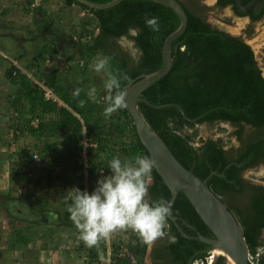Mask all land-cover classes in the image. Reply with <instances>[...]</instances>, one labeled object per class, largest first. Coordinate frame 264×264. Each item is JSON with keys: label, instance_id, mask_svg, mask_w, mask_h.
Returning a JSON list of instances; mask_svg holds the SVG:
<instances>
[{"label": "trees", "instance_id": "16d2710c", "mask_svg": "<svg viewBox=\"0 0 264 264\" xmlns=\"http://www.w3.org/2000/svg\"><path fill=\"white\" fill-rule=\"evenodd\" d=\"M62 1L64 8L77 5L87 12L84 19L73 24L71 34L67 36L70 43L77 46L79 59L82 58L80 64L75 62L76 67L72 66V72L80 71L86 77L88 57L101 53L106 57V65L101 68H107L110 83L106 91L78 88L73 93L64 83L67 76L63 72L53 65L44 66L51 73L40 78L53 88L64 104L58 105L46 100L38 85L16 66L3 70L9 84L17 85L9 103L10 109L16 112L11 118L12 125L36 139L33 149L21 147L14 153L6 154L16 155V158L8 173V190L0 193V205L6 209L7 215L15 216L9 220L15 236V248L26 246L42 229V235L48 241L54 237L52 234L56 230L47 223L55 211L51 209L53 207L47 196L52 193L51 188L57 186L58 212L54 214L60 213L63 224L76 230L78 226L74 224V218L82 212H89L99 223V240L80 242L88 249L92 263L106 250L104 221L109 227H115L119 217L122 219L121 234L117 240L110 241L114 253L111 264H144L152 217L157 223L158 233L151 250V264H188L194 254V260L204 259L207 252H197L208 250L210 245L182 236L166 217L164 209L171 198L170 190L154 167L149 165V153L138 137L129 112L121 103V93L128 83L161 67L163 42L179 26L178 15L152 0H122L108 9L90 8L76 0ZM90 1L107 3L111 0ZM179 1L188 20L184 33L172 43L173 65L142 96L154 105L176 104L184 115L176 106L153 108L140 102L139 108L184 167L201 179L213 171L224 173V176H212L208 186L240 223L249 254L255 256L258 253L256 264H264V251L261 250L264 246V185L243 177L245 170L264 163V76L250 44L239 36L212 26L197 6ZM250 1L243 0L242 3L247 5ZM34 3L35 0H26L24 11L41 12L43 15V19L33 20L35 29L26 28L30 35L43 36L41 43L36 41L38 48L34 43L36 56H33L28 68L34 67L33 74L38 75L40 64H44L47 57H56L60 50L54 38L45 36L55 30L52 28V16L45 12L43 5L33 6ZM232 3L233 0H218L219 6ZM259 4L262 5L258 12L250 13L252 21L259 20L264 14V0ZM7 12V8L0 9V32L3 35H6L5 30H11V23L8 26L4 19ZM40 26H43L42 34L38 31ZM57 31L62 33L59 29ZM121 38L133 42L136 55L118 45ZM65 59L74 60L72 55H67ZM81 82L85 84L86 80ZM101 97H104L103 102H99ZM34 120L36 125L32 124ZM219 122L237 127L233 135L240 144L238 148H226L222 138L196 140V125ZM245 126L252 131L245 133ZM190 128L194 129L193 133H188ZM56 135L61 137L59 143L47 141V137ZM84 137L87 142L95 144L85 149V164L81 156ZM35 151L42 157V164L33 186H39L44 191L32 193L23 188L24 197L19 198L12 194L13 188L19 185L17 180L24 181L23 167L31 161ZM100 171L108 175L120 172L122 187L145 203L147 214L128 216L127 205L115 197L105 199L106 203H110L108 208L104 207L107 208L105 216L100 211H91L88 204L97 207L94 200L99 193L94 186ZM148 178L152 180L150 184ZM89 195L94 198L91 203L87 201ZM22 210L33 217L24 216ZM170 214L186 234L213 237L182 192L177 193ZM36 223L37 226L34 225ZM49 242L53 244V241ZM123 245L135 256V263H130L128 257L117 256ZM221 262L222 257L219 256L211 264Z\"/></svg>", "mask_w": 264, "mask_h": 264}, {"label": "rangeland", "instance_id": "374dc122", "mask_svg": "<svg viewBox=\"0 0 264 264\" xmlns=\"http://www.w3.org/2000/svg\"><path fill=\"white\" fill-rule=\"evenodd\" d=\"M202 1L211 6L213 5L212 4L213 0H202ZM25 3H26V0H0V9L3 7L8 9L7 15H5L4 19H6L7 25L8 23L9 24L11 23V26H10L11 30L9 31V29H7L4 31V34L6 35H3V32H0V49L3 51H6V52H3L0 50V54H1L0 57L5 55V53H8L9 55L16 57L17 56L16 52H19V51H21L19 53L20 54L19 58L24 57L25 54L27 56H36L34 55V51H33L34 46H35L34 43L37 40H40L39 42L41 43L42 40L40 38H42L43 36H39L38 38L37 36H35V34L30 35V33L27 32L26 28L29 27L31 29H35L36 24L35 22H33V20L34 19H36L37 21L41 20V17L43 19V15L41 14V12L40 13L39 12L38 13H33V12L27 13L26 11H24V6L26 5ZM40 4L43 5L45 12L52 16V22H53L52 28L55 29L53 32L46 33V35L45 34L44 35L47 36L48 39L50 37L52 39L54 38L53 41L54 43H56L57 48L60 50V54L57 55L58 58L57 56L55 57L56 58L55 63L58 66V68L61 69L62 72H64L67 76L71 77V81H70L71 83L69 84V86L71 87L73 92L76 91L75 88L77 89L83 88L85 90L91 89L95 91H98V90L100 91L101 88H107L110 83V80H109L110 78H109L108 71H106L107 68L106 70L101 68V66L106 65L105 64L106 57L103 56L101 53H96L92 57H88L90 58L89 60L88 58H85L86 60H88V68H87L86 77H84L82 75L83 73H81L80 71H78V73L77 72L73 73L71 70L72 66L76 67L75 62H79L80 64V62L82 61L81 60L82 58L79 59V56L77 53L78 51L77 46L74 44H71L67 36L71 34V27L73 26V24L76 25L80 20L84 19L87 16V12L85 10L80 9L77 5H72L71 7L64 8L62 0H37V2L34 3L33 6H37ZM204 12L205 13L203 14V17L212 26L228 31L229 33H232L236 36H240L248 44L251 45L254 51L257 63L259 67L261 68L262 73L264 74V16L260 21L252 25L251 30H248V28L246 29L247 20L233 17L231 13L229 12L228 8H226L223 11H218L214 7H207L206 10H204ZM42 28L43 26L38 27V31L39 32L42 31L40 32L41 34L44 31ZM57 29L61 30L62 33H58ZM246 30L248 31V33ZM97 32L98 31L96 30L95 34H97ZM117 43L118 45H120L121 48H123L124 51H129L130 53L136 55V50L131 40L127 38H121L120 40H118ZM1 44L9 45L10 48H12V51L8 52L9 49L5 50V47H3V45ZM37 44L38 42H36V47L38 48ZM67 55H72L74 60L67 61L65 59ZM22 60L21 62L25 63ZM82 80H86V83L85 84L82 83L81 82ZM195 129L197 132L196 140H198V138H203V139L222 138L227 144L226 148L230 146L238 148L240 146L239 142L236 139V136L233 135V132L237 130V127L231 125L228 122H219L213 125L202 123V124L196 125ZM187 131L188 133H193L194 129L190 128ZM251 131L252 129L250 127L245 126V133H250ZM28 147H30V149L31 148L33 149L31 145ZM15 148H17V145H11L9 150L13 151ZM3 158H5V156L0 155V159H3ZM14 161L15 160H13L10 163L2 164V166L0 165V168H2L0 170V178H1L0 187L7 184L8 175L6 172L15 163ZM7 164H10V165L7 167ZM28 168L31 169V166H28ZM38 169L36 170L37 173L28 174L26 176H25L26 172L25 170H23V172L25 173L24 178H23L24 181L20 179L22 182L18 183L19 184L18 188L21 190L23 188L28 191L31 190L32 193H39L40 192L39 190L41 188L39 186H35V185L33 186L34 184L33 181H35V178L38 175ZM120 175H121L120 172H115V173H112L111 175H108L106 172L100 171L95 178V186H94L95 191L99 193L97 196L99 200L97 199L98 202H96V200L94 201L98 203L97 207L102 209L101 212L102 214L105 215L106 209L110 206V203H106L105 199L107 201L110 198L115 197L120 202L125 203L127 205L128 213H129L128 216L136 217V210L139 207L140 201L138 200V198H135L136 197L135 194L131 193V191H125V189L122 187V181H121ZM243 177L253 183L264 185V163H260L259 165L253 168L245 170L243 172ZM147 182L148 183L150 182V178L147 179ZM13 189L14 191L16 190V188H13ZM58 189L59 188L57 186H54L51 188L52 193L49 195V198H50L49 201H51V203H53L55 199H57L56 191ZM85 190H87V188ZM43 191L41 190V193H43ZM3 192H6V191H2V190L0 191V193H3ZM93 199L94 198L91 195H89V197L87 198L88 203H91ZM89 205L92 206L91 204ZM52 207L55 213L58 212L57 205H52ZM104 207H107V208H104ZM0 211L4 212V214L6 215L7 221L15 217L14 215H7L6 209L1 205H0ZM91 211H94L93 206H92ZM22 213L24 214V216L33 217L31 214H28L26 210H22ZM36 213L38 212H35V214ZM84 216L85 215L81 213L78 216V221H80V219L82 220V217ZM120 218L121 217H119V220L117 224L115 225V227L114 226L109 227L108 224L106 223V225L108 226V227L106 226L107 227L106 230L108 231L110 241L113 239L117 240V236L121 234L120 222L122 221V219ZM52 219H55V217L54 218L52 217ZM52 221L53 220H51L50 222ZM1 223H3L2 220L0 221V227H1ZM34 225L37 226V223ZM51 225L52 224H48V226H51ZM97 225H99V223ZM98 228L99 227L96 226L94 228V231L92 232L94 233L93 236L95 237H97L96 236L97 234L101 235V233L97 232ZM69 229L75 231V227L73 226L69 227ZM60 230L62 233H59V232L55 233V231H53L52 235H59V234L62 235L63 234L64 236L65 234L69 233V231L66 232L67 228L61 227ZM157 230H158V227L156 225L155 218L153 217L151 219V231L149 233V240L150 238L155 239ZM42 232H43V229H42ZM263 238H264V235H263ZM46 239L48 238L46 237ZM58 240H61L58 236H54L49 239V241H58ZM261 250L264 251V246L261 248Z\"/></svg>", "mask_w": 264, "mask_h": 264}, {"label": "water", "instance_id": "95a60500", "mask_svg": "<svg viewBox=\"0 0 264 264\" xmlns=\"http://www.w3.org/2000/svg\"><path fill=\"white\" fill-rule=\"evenodd\" d=\"M76 1L85 4L90 8L108 9L117 5L122 0H111L107 3H96L90 0ZM152 1L172 9L178 15L180 24L177 29L166 37L163 42L161 49V67L154 72L141 75L136 80L128 83L125 87V91L121 93V103L129 112L138 137L149 153V165L154 167L165 185L170 190L171 198L165 205L164 209L168 220L174 224L182 236L188 239L199 240L210 245L208 250L199 251L197 254H205L206 252L211 251L213 253V261L219 256L222 257L221 264H250L248 261L249 250L240 223L229 211L222 200L216 196L208 186V180L212 176H224V173L218 174L213 171L207 177L201 179L192 171L184 167L177 160L157 132L151 127L139 108L140 102H143L153 108L176 106L179 108L182 115H184L183 110L176 104L168 103L154 105L142 96L143 92L147 88L159 81L170 71L174 60L171 53L172 43L176 38L180 37L184 33L188 20L184 7L179 0ZM260 1L261 0H252L246 7L241 4V0H236V3L241 10L248 12L251 8L258 5ZM229 34L236 36L232 33ZM197 120L198 119H191V121ZM151 181L152 180L150 179V183ZM178 192H182L188 198L200 218L212 232L213 237H207L201 234L190 236L182 230L176 218L171 216L170 208ZM214 250H219L220 252L214 253ZM195 256L196 254L192 255L188 264H192Z\"/></svg>", "mask_w": 264, "mask_h": 264}, {"label": "crops", "instance_id": "0c3cea01", "mask_svg": "<svg viewBox=\"0 0 264 264\" xmlns=\"http://www.w3.org/2000/svg\"><path fill=\"white\" fill-rule=\"evenodd\" d=\"M3 47H5V50L12 51V48H10L9 45L1 44ZM15 49V48H14ZM1 50V49H0ZM3 51V50H1ZM6 52V51H3ZM19 52L17 53L16 57H13L9 55L8 53H5V57L3 59L0 57V155L5 156V158L0 159V165L10 163L13 160H15L16 155H6V153H14L21 147L30 148L28 146H32L36 143V139L32 134H29L27 131L21 133L19 130H17L13 124V121H11V118L15 117L16 112L10 109V99L17 90V85L12 86L9 84V81L4 78L3 70L6 67L10 66V61H13L16 66H18L22 71H25L27 73L31 74V71H34V67L31 69L29 68V65L33 61V56H27L25 54L24 57L19 58ZM10 60H8V59ZM23 60H22V59ZM58 58V56H57ZM21 60L25 63H22ZM44 64H40L41 67L38 71V75H35L36 78H40V76H43L45 74L50 75V70H45L44 66H54L58 69L59 72H62L60 68L55 63L56 58H50L47 57ZM50 69V68H49ZM64 73V72H63ZM64 75H66L64 73ZM67 76V75H66ZM71 77L67 76V79L64 81V83L67 85L68 89L73 92L69 84L71 83ZM107 88H101L100 91H106ZM77 90V88H75ZM74 90V91H75ZM76 92V91H75ZM73 92V93H75ZM12 113V115H11ZM53 116V115H51ZM2 139V140H1ZM61 140L60 135L56 136H49L47 137V141L49 143H59ZM11 145H17V148H15L13 151H10L9 148ZM6 146V148H5ZM10 164H7V167ZM6 166V165H4ZM2 168H0L1 170ZM10 169L6 172L7 175L9 173ZM9 178V177H8ZM1 180V178H0ZM4 180V179H3ZM21 182V180H17V183ZM7 191L8 190V182L6 185H3L0 187V191ZM41 192V189L39 190ZM39 192V193H40ZM12 194H14L17 197H24L23 190L19 189L18 186L16 187L15 191H12ZM18 194V195H17ZM48 201L50 200L49 196H47ZM98 198H96V202ZM99 200V199H98ZM51 205H58V199H55ZM98 205V203H97ZM52 209V208H51ZM50 209V210H51ZM95 211H102V209L96 207L94 208ZM55 213V212H54ZM53 218L48 219V224H52L56 230V233H62L61 227L67 228V231L69 233L65 234H59L54 235L58 236L61 240L53 241V244H50V242L42 235V230L39 231L38 235L31 239V241L26 246H18L15 248V236L12 234V227L10 225V222L6 220V215L3 211H0V221L2 220L3 223H1L0 227V264H93L92 260H90L89 252L87 248H84L80 245V242L86 241H98L100 235L95 233H92L94 231V228L97 226L99 227L98 222L92 218V216L87 213H83L85 216L82 217V220L78 221V216L81 214H78L74 218V224L78 226L76 230H70L68 226L63 224L60 213L54 214ZM129 214V213H128ZM90 215V216H89ZM86 219V220H85ZM53 220L52 222H50ZM40 225V224H39ZM40 227V226H39ZM79 229V230H78ZM61 235V237H60ZM49 242V244H48ZM56 243H58L56 245ZM154 245V239L150 238L148 241V249L146 252V256L144 257V264H151V250ZM100 253V251H99Z\"/></svg>", "mask_w": 264, "mask_h": 264}, {"label": "built area", "instance_id": "2783aa9c", "mask_svg": "<svg viewBox=\"0 0 264 264\" xmlns=\"http://www.w3.org/2000/svg\"><path fill=\"white\" fill-rule=\"evenodd\" d=\"M37 2V0H35V3ZM33 83H35L36 85H38V87L40 88V90L43 93V96L46 100H51L56 102L58 105H64L63 102L60 100V98L56 95L55 91L53 90L52 87H49L45 84L44 81L42 80H37L35 78L32 79ZM101 101H104V97L100 98ZM82 143L84 146V149L82 151V161L85 164L87 161V155L85 152V149L89 146H94L95 144L93 143H89L87 142L86 138L84 137L82 139ZM31 161L29 163H25V166L23 167L26 174H34L37 173L36 170L38 169V167L42 164V157L39 155L38 152H33L31 155ZM28 166H31V169L28 168ZM27 170V171H26ZM146 212V209L144 207H141V209L138 211V215H143ZM107 229V227H106ZM105 244H106V250L105 252H103L101 254V256L93 262V264H111L112 262V256L114 255V253L112 252L111 246H110V240H109V234L108 231L106 230V234H105ZM117 256L119 257H128L130 260V263H135L136 258L135 256L124 246H121ZM258 256V253L253 256L251 254H249L248 256V261L250 264H256V259L255 257ZM213 260V253L211 251L207 252V256L204 259H197L194 260V262L192 264H211Z\"/></svg>", "mask_w": 264, "mask_h": 264}, {"label": "flooded vegetation", "instance_id": "af4514ba", "mask_svg": "<svg viewBox=\"0 0 264 264\" xmlns=\"http://www.w3.org/2000/svg\"><path fill=\"white\" fill-rule=\"evenodd\" d=\"M234 1V3H232V4H227V5H225V6H219V4H218V0H213V5L211 6V5H209V4H207V3H205V2H203L202 0H181V2H183L184 4H186V5H188V6H193V7H198L199 8V12H200V14L203 16V14L205 13L204 12V10H206V8L207 7H214L215 9H217L218 11H223V10H225L226 8H228V10H229V12L231 13V15L233 16V17H236V18H239V19H246L247 20V27H246V29L248 28V30H251L252 29V25L254 24V23H256V22H258V21H260L262 18H263V16H264V14H263V16L259 19V20H257V21H252V16H251V14L250 13H253V12H255V14L258 12V10H259V8H260V6L262 5V4H258V5H256V6H254L253 8H251L248 12H244L243 10H241L238 6H237V3H236V0H233ZM252 1V0H251ZM250 1V2H251ZM243 0H241V4L243 5ZM249 2V3H250ZM248 3V4H249ZM248 4L247 5H243L244 7H246V6H248ZM253 9V10H252ZM238 12H242L243 14H241V13H238ZM247 31V30H246ZM245 31V32H246ZM247 33H248V31H247ZM240 37V36H239ZM242 38V37H241ZM243 39V38H242ZM158 227V226H157ZM158 233V230H157V232H156V234Z\"/></svg>", "mask_w": 264, "mask_h": 264}, {"label": "clouds", "instance_id": "9594fccd", "mask_svg": "<svg viewBox=\"0 0 264 264\" xmlns=\"http://www.w3.org/2000/svg\"><path fill=\"white\" fill-rule=\"evenodd\" d=\"M3 57H5V56H3ZM8 59V58H7ZM9 60V59H8ZM10 61V60H9ZM46 62H47V60H46ZM11 65H14V66H16V64L13 62V61H10V66ZM9 66V67H10ZM17 68H19L18 66H16ZM20 69V68H19ZM21 70V69H20ZM22 71V70H21ZM22 72H24L30 79H31V81H32V79L33 78H35V79H37V80H42V81H44L43 79H39V78H36V76L33 74V71H31V74L30 73H27V72H25V71H22ZM33 82V81H32ZM94 92H92L91 93V96H93L94 97ZM99 102H103V101H101V100H99ZM32 124L33 125H36L37 124V121L36 120H34L33 122H32ZM149 184H150V182H149ZM88 207H89V209L91 210L92 209V206H90L89 204H88ZM141 207H144L145 209H146V212L143 214V215H138V211L141 209ZM101 212V211H100ZM102 213V212H101ZM145 214H147V208H146V206H145V203L144 202H140L139 203V207H138V209L136 210V216H144ZM104 215V214H103ZM105 216V215H104ZM153 218V217H152ZM106 221H104V233L106 234ZM156 225H157V223H156ZM109 226V225H108ZM107 226V227H108ZM104 243H105V241H104ZM124 247H126L125 245H123ZM127 248V247H126ZM101 251H103V250H101ZM193 262H194V260H193ZM192 262V263H193ZM212 262H213V260H212Z\"/></svg>", "mask_w": 264, "mask_h": 264}, {"label": "bare ground", "instance_id": "6f19581e", "mask_svg": "<svg viewBox=\"0 0 264 264\" xmlns=\"http://www.w3.org/2000/svg\"><path fill=\"white\" fill-rule=\"evenodd\" d=\"M264 75V74H263ZM220 251L219 250H214V253H219Z\"/></svg>", "mask_w": 264, "mask_h": 264}]
</instances>
